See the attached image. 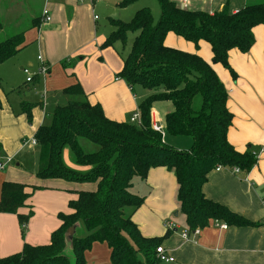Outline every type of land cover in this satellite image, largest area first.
<instances>
[{
  "label": "trees",
  "instance_id": "obj_1",
  "mask_svg": "<svg viewBox=\"0 0 264 264\" xmlns=\"http://www.w3.org/2000/svg\"><path fill=\"white\" fill-rule=\"evenodd\" d=\"M158 2L161 16L157 24L147 7L138 10L130 22L112 19L115 29L101 46H115L119 41L125 46L129 34L136 33L128 54L123 55L124 64L117 76L125 79L132 91L136 85L150 91L138 104L142 122L110 119L99 103L87 99L58 106L51 115V123L41 125L34 134L39 153L37 176L93 182L95 189L80 190L78 197L70 200L72 212L59 214L62 225L52 233L49 243H25L20 252L0 257V264H87L86 251L95 242L107 243L112 264L164 263L157 257V247L176 227H168L163 236L146 237L133 220V214L146 199L132 190L133 181L136 177L146 180L150 169L155 167L174 173L178 209L185 216L190 233L208 227L214 220L228 226L258 224L211 200L203 188L209 174L218 167H239L249 173L258 163V153L264 149L249 145L240 151L229 141L234 114L228 106L229 90L215 70V64H222L237 79L230 53L237 50L247 54L251 50L255 28L264 26V3L245 5L237 12L225 4L221 10L210 13L184 7L176 0ZM2 26L0 21V29ZM170 34L192 42L196 51L167 44ZM202 42L211 47V62L197 51ZM23 43V32L0 42V64L16 55ZM64 92L85 95L80 83ZM159 101H170L173 106L165 116V132L192 137L189 150L169 145L163 133L152 127V108ZM34 107L22 103V112L30 120ZM83 138L96 148L87 151ZM67 147L79 167L89 168L69 167L63 156ZM27 186L5 181L0 198V212L18 215L23 236L33 214V211L19 213L31 195ZM38 188L32 186L33 190ZM76 223L88 234L75 235L72 261L65 253V232Z\"/></svg>",
  "mask_w": 264,
  "mask_h": 264
},
{
  "label": "crops",
  "instance_id": "obj_2",
  "mask_svg": "<svg viewBox=\"0 0 264 264\" xmlns=\"http://www.w3.org/2000/svg\"><path fill=\"white\" fill-rule=\"evenodd\" d=\"M242 1L241 6H232L231 0H178L184 7L210 13L221 10L225 4L237 12L252 0ZM260 1L264 3V0ZM88 3L90 0H43L42 6L29 14L26 24L20 22L22 9L19 6L24 4L21 0L3 3L1 15L5 18L6 14L9 21H3L0 15L3 25L0 32H5L7 27L15 28V34L11 36L23 32L24 43L16 55L0 64V80H8L17 72L23 74L22 84L11 90L20 96L17 104L0 90V157H13V161L0 170V198L5 181L25 183L28 185L26 191L31 195L27 206L20 208L19 213L33 211V214L23 236L18 215L0 212V257L20 252L25 243H49L52 233L62 225L59 214L72 212L70 200L78 197V191L93 190L96 186L93 182L39 178L37 145L24 142L34 138L41 125L50 124L52 113L58 106L65 105V101L87 99L93 104L99 103L110 119L126 121L138 109L139 97L145 95L141 92L139 96L136 89L132 91L126 80L117 76L124 58L114 46L101 47L107 37L100 34L97 18L92 16L93 6ZM45 8L51 15L49 22L43 21ZM254 31L255 44L247 54L237 50L230 53V62L238 75L236 80L222 64H215V70L229 90L228 106L234 114L229 141L240 151H245L249 145L254 149L264 147V26L259 25ZM166 42L196 51L192 42L172 34ZM197 51L207 61H212L209 44L202 42ZM43 63L48 66V73L37 75L28 82L24 68L31 67L32 72H37ZM76 83L82 85L85 95L64 92ZM31 91H34L35 99L30 97ZM23 102L35 105L31 120L22 112ZM160 102L163 101L154 104L152 118L164 126L171 102L165 101L170 104H166L163 115ZM47 117H50L49 123H46ZM163 136L167 140L166 132ZM188 137L190 139H179L182 140L181 146L178 145L181 148L177 149L191 148L193 139ZM64 160L74 169L89 168L75 165L68 151ZM133 182L136 193L146 197L144 204L133 214L141 233L146 237L163 236L167 224L176 226L177 230L162 242L175 259L168 264H264V152L249 173L216 169L209 174L203 188L208 198L226 205L257 225L222 228L211 222L200 232L190 233L185 216L178 209L177 181L173 172L155 167L150 169L146 180L135 178ZM32 186L39 188L33 190ZM181 215L184 218L177 222L175 218L178 220ZM184 232H188V238L183 236ZM103 244L95 242L92 249L86 251L87 264H103L104 253L108 261L111 249L108 245L106 249Z\"/></svg>",
  "mask_w": 264,
  "mask_h": 264
},
{
  "label": "rangeland",
  "instance_id": "obj_3",
  "mask_svg": "<svg viewBox=\"0 0 264 264\" xmlns=\"http://www.w3.org/2000/svg\"><path fill=\"white\" fill-rule=\"evenodd\" d=\"M0 1L2 2V4L0 2V15H1L4 12L3 3L4 2L10 3L11 0H0ZM21 1L24 4H20V6H19V9L20 10L22 9L19 12L22 15V20L20 22L23 24H26L29 14L38 10V8L41 7L43 4V0H21ZM176 1H178V0H176ZM121 2H122V0H94V1L90 0V3H88L91 6H93L92 16H97V23L99 26L100 34L104 35L105 37H108L115 29L112 22H111L112 19H120V20L125 21V22H130L132 20V18H134L137 11L144 8V7H147L151 10L155 24H157L160 20L161 8H160L158 0H136L133 3H130L127 5H123ZM242 2H243L242 0H231L232 6H241ZM250 2L251 3H249V4H257V3H262L263 1H260V0H254L253 1L252 0ZM1 17L3 18V21H5V22L9 21L8 19H6V14H5V18L2 15H1ZM16 30L17 29H15V28L11 29L10 27H7L5 32H0V41L8 38L12 34H15ZM135 36H136V33H130L128 41H127L125 46L120 41L115 44L114 47L117 49V51L120 53V55H122V56L124 55V57H125L128 54L132 40L134 39ZM27 68L31 69V67H27ZM22 75H23L22 72H17L15 75H13L8 80H6V79L0 80L1 85H2V87H0V90L4 91L9 97H11V101L14 104H17L18 101H20V99H19L20 96L16 95L14 92H11V90L13 88H16L18 85L22 84V82H23V81H21ZM15 82H16V84H15ZM13 85H14V87H13ZM135 89H136L137 94L139 96L141 95L140 94L141 92H143L145 94V95L140 96V97L145 98V96H148L150 93V91L148 89H146L140 85H136ZM29 95L32 99L36 98L34 96V91H31L29 93ZM140 97L138 100L139 102H141L143 99ZM27 99H29V98H27ZM64 104H67L66 101ZM166 104H170V102L163 101V102H160V104H159V105H162V106H160V107H162V109L160 111L162 115L165 114L164 112H165ZM172 110H173V106H172V104H170V112ZM49 122H50V117H47L46 123H49ZM28 139H31V138H28ZM179 139L185 140V139H190V138L188 136H177L176 137V136L168 135L167 140L165 139V141L173 147L181 148L179 146H181L180 142L182 140H179ZM82 144L87 151H92L96 148V146L94 144H92L91 142H89L86 139L82 140ZM67 151L69 152V154H71L73 156L71 149L69 147L64 149L63 156L65 155V152H67ZM73 159H74V156H73ZM74 164L77 165L76 163H74ZM137 178L138 177H136V179ZM132 190L134 192H136L135 188H133ZM182 218H184L183 215H181L178 220L175 218V220L177 222H180V220ZM173 219H174V217H173ZM80 227L81 228H79L76 235L78 237L86 236L88 234V232L86 231V229L83 226L80 225ZM103 245L106 249H108L106 243ZM65 253L69 255V257L72 259V261L74 260L70 244L67 245ZM106 257H107V255H106ZM103 262H104L103 264H106L107 262H108V264H111L110 258H108V261L105 258V253H104V257H103ZM162 264H168V263H162ZM169 264H173V263H169Z\"/></svg>",
  "mask_w": 264,
  "mask_h": 264
},
{
  "label": "built area",
  "instance_id": "obj_4",
  "mask_svg": "<svg viewBox=\"0 0 264 264\" xmlns=\"http://www.w3.org/2000/svg\"><path fill=\"white\" fill-rule=\"evenodd\" d=\"M92 1H94V0H92ZM42 17H43L44 22H49L51 20V15H50L47 8L44 9ZM96 18H97V16H96ZM40 59H41V57H40ZM48 71H49V68L45 63H43L38 68L37 72H32L29 68H24V72H25V74H27L26 79L28 82L33 81L37 75H46L48 73ZM130 121L138 123V124H140L142 122V116H141V112H140L139 108L131 115ZM152 127L155 130L162 132L163 134L165 132L164 126L162 124H160L159 121L154 120L153 118H152ZM29 142L32 144H35V145L37 144V141L35 138H32L30 140H26L24 143L28 144ZM261 152H264V149H262L258 153L259 156H260ZM12 161H13V157H11V156L0 157V170L5 169ZM224 168L229 169L234 173H239L241 171L239 167H232V168L218 167L217 170L224 169ZM214 224L218 225L222 228H227V226H228L226 223L220 222L219 220H214ZM167 227L175 228L176 226L173 223H169V224H167ZM198 232H200V229H196L194 231V233H198ZM183 236L188 238V232H184ZM157 257L164 263L172 262L175 260L174 257L162 245L157 247Z\"/></svg>",
  "mask_w": 264,
  "mask_h": 264
},
{
  "label": "water",
  "instance_id": "obj_5",
  "mask_svg": "<svg viewBox=\"0 0 264 264\" xmlns=\"http://www.w3.org/2000/svg\"><path fill=\"white\" fill-rule=\"evenodd\" d=\"M178 214V211L175 212V215ZM78 231V223L70 226L66 232H65V238H66V248L67 245L70 244L71 248H72V243L74 240L75 235L77 234Z\"/></svg>",
  "mask_w": 264,
  "mask_h": 264
}]
</instances>
